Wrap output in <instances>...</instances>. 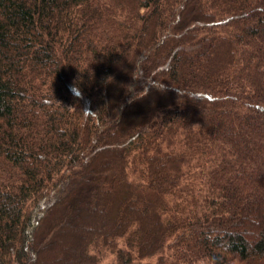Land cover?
<instances>
[{"label": "trees", "instance_id": "16d2710c", "mask_svg": "<svg viewBox=\"0 0 264 264\" xmlns=\"http://www.w3.org/2000/svg\"><path fill=\"white\" fill-rule=\"evenodd\" d=\"M264 264V0H0V264Z\"/></svg>", "mask_w": 264, "mask_h": 264}, {"label": "rangeland", "instance_id": "374dc122", "mask_svg": "<svg viewBox=\"0 0 264 264\" xmlns=\"http://www.w3.org/2000/svg\"><path fill=\"white\" fill-rule=\"evenodd\" d=\"M101 259H100V264H117L116 263V259H114L115 257L112 255H100Z\"/></svg>", "mask_w": 264, "mask_h": 264}]
</instances>
